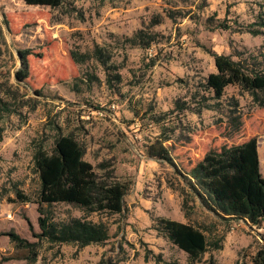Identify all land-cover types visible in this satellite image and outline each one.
Returning <instances> with one entry per match:
<instances>
[{"label":"rangeland","instance_id":"1","mask_svg":"<svg viewBox=\"0 0 264 264\" xmlns=\"http://www.w3.org/2000/svg\"><path fill=\"white\" fill-rule=\"evenodd\" d=\"M139 32L148 46L126 42ZM95 45L112 55L120 83H107L94 60L72 61L71 51ZM18 51L30 52L22 83L15 79ZM214 55L264 65V0H63L55 9L0 0V101L15 110L0 111V264H27L17 259L27 251L1 235L7 232L37 242L31 264H264V225L220 219L176 173L186 175L210 150L256 138L264 177V107L238 86L213 99L203 86L215 72ZM234 118L241 123L237 134ZM67 135L97 175L107 164L113 179L126 184L123 210L107 215L53 204L43 207L44 216L53 223H105L109 239L101 245H51L33 237L39 179L32 156ZM157 140L175 169L146 154ZM159 217L192 225L221 248L189 263L153 228Z\"/></svg>","mask_w":264,"mask_h":264},{"label":"trees","instance_id":"2","mask_svg":"<svg viewBox=\"0 0 264 264\" xmlns=\"http://www.w3.org/2000/svg\"><path fill=\"white\" fill-rule=\"evenodd\" d=\"M23 1L27 6L51 9L58 8L63 2ZM126 42L130 46H148L151 40L139 32ZM17 53L21 66L15 73V79L22 83L28 77L27 56L30 52ZM70 57L78 65L89 60L96 61L102 67L107 83H110V80L117 83L121 81L119 66L113 64L112 55L104 47L95 45L90 52L84 53L71 51ZM213 63L215 72L207 76L203 87L212 93L214 100H220L228 86H238L251 96L253 103L264 107V65L248 63L246 59L234 61L225 55H214ZM87 78L88 81L96 80L91 75ZM0 111L7 114L15 112L9 109L8 103L1 101ZM240 127L241 123L234 118L232 134H237ZM257 147L256 138H250L238 145H225L207 152L186 175L177 170L176 173L199 202L220 219L240 220L249 227L260 228L264 225V177L260 173ZM146 154L150 158L166 162L175 169L164 141L157 140L146 146ZM83 155L82 146L70 135L55 138L50 151L40 146L34 150L32 161L39 179L36 201L39 233L33 234L35 239L45 240L51 245H74L78 248L101 245L109 239L108 227L101 221L71 218L66 222L53 223L44 216L43 207L53 204L72 205L87 213H122L126 184L113 179L112 170L107 164L100 165L104 174L97 175L93 166L83 159ZM16 196L19 201L28 202V198L20 192H16ZM153 228L186 254L189 263L197 261L209 250L221 248L217 242H208L200 229L189 224L159 217L154 220ZM1 235L8 237L17 250L27 251V255L17 259L27 261V264L35 261L37 242L22 239L14 232Z\"/></svg>","mask_w":264,"mask_h":264},{"label":"crops","instance_id":"3","mask_svg":"<svg viewBox=\"0 0 264 264\" xmlns=\"http://www.w3.org/2000/svg\"><path fill=\"white\" fill-rule=\"evenodd\" d=\"M257 153H258V160H259V158H260V152H259V148L257 147ZM259 163H260V161H259Z\"/></svg>","mask_w":264,"mask_h":264},{"label":"built area","instance_id":"4","mask_svg":"<svg viewBox=\"0 0 264 264\" xmlns=\"http://www.w3.org/2000/svg\"><path fill=\"white\" fill-rule=\"evenodd\" d=\"M99 115H102V112H99Z\"/></svg>","mask_w":264,"mask_h":264}]
</instances>
